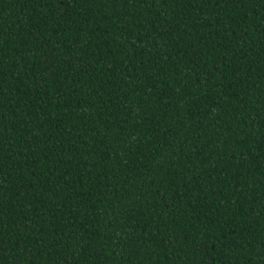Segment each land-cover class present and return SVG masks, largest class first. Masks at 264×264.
<instances>
[{
	"label": "trees",
	"instance_id": "1",
	"mask_svg": "<svg viewBox=\"0 0 264 264\" xmlns=\"http://www.w3.org/2000/svg\"><path fill=\"white\" fill-rule=\"evenodd\" d=\"M0 264H264V0H0Z\"/></svg>",
	"mask_w": 264,
	"mask_h": 264
}]
</instances>
